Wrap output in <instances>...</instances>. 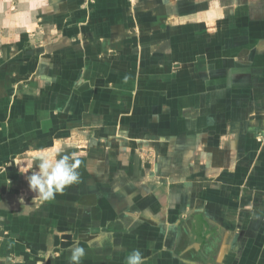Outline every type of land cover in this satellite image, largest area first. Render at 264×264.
Wrapping results in <instances>:
<instances>
[{
	"label": "crops",
	"instance_id": "obj_1",
	"mask_svg": "<svg viewBox=\"0 0 264 264\" xmlns=\"http://www.w3.org/2000/svg\"><path fill=\"white\" fill-rule=\"evenodd\" d=\"M57 141L79 183L27 177ZM264 264V0H0V264Z\"/></svg>",
	"mask_w": 264,
	"mask_h": 264
},
{
	"label": "clouds",
	"instance_id": "obj_2",
	"mask_svg": "<svg viewBox=\"0 0 264 264\" xmlns=\"http://www.w3.org/2000/svg\"><path fill=\"white\" fill-rule=\"evenodd\" d=\"M56 143L57 147L36 151L32 157L35 170L27 177V181L30 190L36 194L34 198L40 202L54 200L65 188L80 181V173L77 171L79 159L66 154L60 141ZM84 256V248L74 247L70 256L71 264H81ZM125 264H144L140 250H132L126 257Z\"/></svg>",
	"mask_w": 264,
	"mask_h": 264
}]
</instances>
